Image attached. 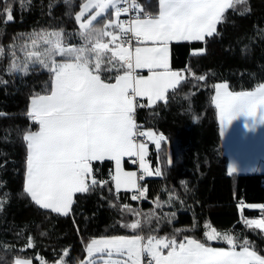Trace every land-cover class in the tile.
Listing matches in <instances>:
<instances>
[{
	"label": "trees",
	"instance_id": "1",
	"mask_svg": "<svg viewBox=\"0 0 264 264\" xmlns=\"http://www.w3.org/2000/svg\"><path fill=\"white\" fill-rule=\"evenodd\" d=\"M88 2L0 0V264H14L18 258L32 264H81L92 239L113 236L139 235L144 241L154 237L177 243L189 238L228 247L226 241L207 239L213 229L220 236L234 237L239 248L246 242L264 257V231L242 220L264 214V208L240 211L245 204L264 206V175L229 174L225 134L214 103L220 83L234 93L264 84V0H245L227 9L212 37L172 44V69L179 71V82L164 100L150 104L140 99L136 109V120L144 130L166 138L157 150L146 137L151 176L141 181L143 196L116 188L114 163L109 160L93 163L91 176L97 185L77 193L66 216L40 208L25 193L23 137L39 127L28 114L30 103L35 96L50 94L52 74L32 64L27 74L13 72L11 64L22 66L27 62L25 53L33 48L43 51L48 47L43 38L56 31L63 34L65 47H83L75 17ZM134 2L142 9L140 16L159 13V0ZM108 20H115L113 9L94 25L103 28ZM109 40L103 38L105 43ZM13 53L18 55L15 60ZM125 71L118 62L105 61L100 74L105 82L114 83ZM125 167L134 168L129 161ZM137 221L138 229L125 227Z\"/></svg>",
	"mask_w": 264,
	"mask_h": 264
},
{
	"label": "snow or ice",
	"instance_id": "2",
	"mask_svg": "<svg viewBox=\"0 0 264 264\" xmlns=\"http://www.w3.org/2000/svg\"><path fill=\"white\" fill-rule=\"evenodd\" d=\"M244 2L159 0L158 15L141 18L139 12L142 9L134 0H89L75 17L85 40L83 47H65L63 34L56 31L43 38V43L48 45L43 51L25 53L27 62L22 66L13 61V72L27 74L29 64H32L52 74L50 94L33 97L28 113L39 129L29 131L23 137L27 147L24 191L31 200L42 209L68 215L74 195L85 193L98 183L95 179L88 183L91 162L105 159L115 162L113 179L117 189L121 186L137 188L136 174L121 168L125 157H138L143 171L151 174L145 163L146 146L137 143L135 137L147 136L157 150L166 138L155 136L151 131H135L134 98L147 97L150 103L164 100L166 92L175 88L180 80L169 68V44L212 37L217 33V24L225 10ZM121 4L127 6L121 7ZM92 8L96 11L87 20H82L85 11ZM109 9L114 10L115 20H108L103 28H97L94 22ZM134 10L137 12L134 18L120 19L122 14ZM12 19L8 14L7 20ZM104 37H110V40L105 43ZM132 40L136 42L135 47ZM32 43L35 45L36 41ZM57 56L63 59L57 61ZM105 61L109 65L118 62L126 69L123 75L115 77L114 83L101 78ZM139 69H147L149 74L140 75ZM214 103L219 110L222 134L240 115L258 117V122L264 123V84L255 91L238 93L228 91L227 84H218ZM228 171L232 174L236 169L230 167ZM156 174L160 175L159 169ZM143 195L140 192V196ZM245 223L264 230V219ZM125 227L136 230L140 223L137 221ZM207 239H222L231 247L217 249L189 238L177 243L175 239L154 237L144 242L139 235L113 236L92 239L87 244L88 259L84 264H142L145 256L148 257L147 264H264V257L250 250L246 242L237 251L233 238L220 236L215 229L207 233ZM16 264H30V261L17 260Z\"/></svg>",
	"mask_w": 264,
	"mask_h": 264
},
{
	"label": "crops",
	"instance_id": "3",
	"mask_svg": "<svg viewBox=\"0 0 264 264\" xmlns=\"http://www.w3.org/2000/svg\"><path fill=\"white\" fill-rule=\"evenodd\" d=\"M175 42H191V41H172L169 44V68L171 71L176 72L178 76L180 77L179 71L172 69V44ZM144 71L147 73L143 74ZM137 72L138 74L144 75V76H147L149 74L147 69H139L137 70ZM255 90H252V91H255ZM252 91H249V92H252ZM140 99H145L148 101L147 97H135L134 98V111L138 104V100ZM154 103H150V104H154ZM30 109H31V103H30ZM134 111H133V114H134ZM258 120H259L258 117L254 118V117H249L245 115H240L237 118H235L224 130L225 153L229 159V168L234 167L236 169V171L232 174L251 175V174L259 173V174L264 175V123H260L258 122ZM126 161H129L131 165L134 166V168L127 169L125 167ZM94 162L96 161L91 162V169H92V165ZM112 162L114 163V176H115L116 166H115V162L114 161ZM121 168L125 172H134L136 174L135 178H136V183H137V188L129 189V188H125L124 186H121V188L118 189L121 191L140 192V182H141L140 171L145 174V179L151 176V174L145 173L143 169L140 167V161L138 157H125L122 160ZM148 168H149V172L151 173L150 166H148ZM74 197H73V200H74ZM97 239H100V238H97ZM211 247L227 250L231 246L228 245V247H215V246H211ZM249 249L252 250L251 247H249ZM236 250L239 251L240 248L237 246ZM166 251L167 250H165V252ZM17 260H27V259L18 258L15 260L14 264H16ZM147 260H148V257L146 256L143 257L142 264H147ZM84 262L81 264H84ZM30 264H32L31 261H30Z\"/></svg>",
	"mask_w": 264,
	"mask_h": 264
},
{
	"label": "rangeland",
	"instance_id": "4",
	"mask_svg": "<svg viewBox=\"0 0 264 264\" xmlns=\"http://www.w3.org/2000/svg\"><path fill=\"white\" fill-rule=\"evenodd\" d=\"M119 6H121V5H119ZM141 9V8H140ZM92 11H96V9L95 8H92L90 11H85V13H84V16L83 17H85V16H87L89 13H92ZM93 12V13H94ZM141 12V11H140ZM139 12V13H140ZM123 15H125V14H123ZM89 16V15H88ZM141 18H144V16H141ZM121 20H123L124 21V19L122 18ZM109 31H113V29L111 30V29H109ZM134 47L136 46V43L133 45ZM43 48H46V47H43ZM32 51H36V49H34L33 48V50ZM23 54V53H22ZM13 58H14V60L15 59H17L18 58V55H13ZM24 60V59H23ZM20 64V63H19ZM21 65V64H20ZM220 84H224V83H220ZM149 132V131H151L155 136H156V134H155V132L153 131V130H145V132ZM150 139V138H149ZM152 140V139H151ZM154 143V142H153ZM145 146H146V154H145V163L148 165V166H150V162H149V145L148 144H145ZM91 174H92V171H91ZM91 179H94L93 178V176H90L89 178H88V183L90 184V182H91ZM262 205H259V204H245L244 206L242 205L241 207H240V211L242 210L243 211V208L245 207V208H248V209H253V210H261V209H263L262 207H261ZM260 219H264V214H262V215H260V216H258V217H256V218H249V217H244L243 216V221L245 222V221H249V220H260ZM262 230V229H261ZM262 231H264V230H262ZM156 239H164V238H156ZM167 240V239H166ZM220 241H224V240H221V239H219ZM233 240H234V242L236 241V239L233 237ZM147 241V240H146ZM146 241H144V242H146ZM252 251H253V249H252ZM257 254V253H256ZM258 255V254H257ZM87 256H88V254H87ZM87 259H88V257H87Z\"/></svg>",
	"mask_w": 264,
	"mask_h": 264
},
{
	"label": "built area",
	"instance_id": "5",
	"mask_svg": "<svg viewBox=\"0 0 264 264\" xmlns=\"http://www.w3.org/2000/svg\"><path fill=\"white\" fill-rule=\"evenodd\" d=\"M123 5H125V4H123ZM134 122L137 125V128H136L135 131H137V132H144L143 131V128H144L143 125L141 123L137 122V120H136V111L134 112ZM141 139L145 140V136H139V135H137L135 137L136 142L140 141ZM141 175L143 176V174H141Z\"/></svg>",
	"mask_w": 264,
	"mask_h": 264
}]
</instances>
